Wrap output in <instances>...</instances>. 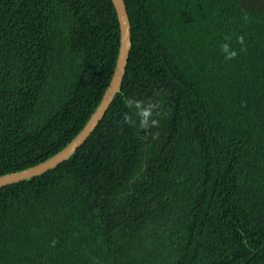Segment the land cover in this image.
<instances>
[{"label":"trees","instance_id":"obj_1","mask_svg":"<svg viewBox=\"0 0 264 264\" xmlns=\"http://www.w3.org/2000/svg\"><path fill=\"white\" fill-rule=\"evenodd\" d=\"M125 2L132 46L103 118L0 185V264H264V8ZM120 43L113 0H0V174L84 127ZM126 98L157 105L148 128Z\"/></svg>","mask_w":264,"mask_h":264},{"label":"water","instance_id":"obj_2","mask_svg":"<svg viewBox=\"0 0 264 264\" xmlns=\"http://www.w3.org/2000/svg\"><path fill=\"white\" fill-rule=\"evenodd\" d=\"M239 1L243 4L254 6L256 9L259 10H262L264 8V0ZM113 2L115 4L120 22L121 43L112 79L104 92L101 102L97 105L96 109L91 114L89 120L86 122L84 127L72 138L71 141L67 143L64 148L35 165L29 166L21 170L0 174V185H4L10 182L18 181L21 179L29 178L33 175L40 174L67 159L74 151L78 149V147L87 139V137L95 129V127L98 125V123L106 113L116 93L120 91L122 80L126 71L129 53L132 46V38L130 18L125 0H113Z\"/></svg>","mask_w":264,"mask_h":264},{"label":"clouds","instance_id":"obj_3","mask_svg":"<svg viewBox=\"0 0 264 264\" xmlns=\"http://www.w3.org/2000/svg\"><path fill=\"white\" fill-rule=\"evenodd\" d=\"M245 20L248 19L247 16L244 17ZM227 39V37H226ZM238 42L240 44H244V37L241 35L238 38ZM222 51L226 54L225 55V59L226 60H233L235 59L239 53L235 50L230 49V45L225 43L222 45ZM241 51H243V49H241ZM125 104L128 107H135V109L137 110V115L141 117V121H140V125L142 128H148L149 127V119L152 116V109L155 108L157 105L154 104H149L147 107L143 106L142 102H138V101H134L131 98H126L125 99ZM159 113H157L158 115ZM124 120L126 123L128 124H133V118L131 115L125 113L124 115ZM159 121L158 120H151V125L152 126H156L158 125Z\"/></svg>","mask_w":264,"mask_h":264}]
</instances>
